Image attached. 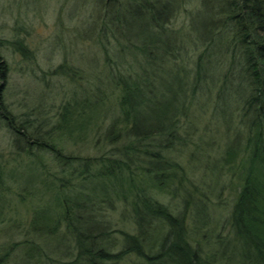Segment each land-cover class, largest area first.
Returning a JSON list of instances; mask_svg holds the SVG:
<instances>
[{
	"label": "trees",
	"instance_id": "obj_1",
	"mask_svg": "<svg viewBox=\"0 0 264 264\" xmlns=\"http://www.w3.org/2000/svg\"><path fill=\"white\" fill-rule=\"evenodd\" d=\"M190 1H94L92 12L103 13L87 23L95 30L88 37L106 57L101 69L94 70L93 82H78L71 90V98L61 106L60 124L70 113L84 116L104 107L115 89L118 97L113 104L119 114L112 115L114 106L104 110L110 122L101 134L111 140L110 149L75 159L76 166L62 159V165L70 167L64 172L69 179L59 184L66 191L61 190L56 203L74 251L73 260L65 264H135L134 258L144 264H264V0H192L194 9L187 11L181 26L170 27L175 12ZM131 27L139 31L133 35ZM99 60L95 54V68ZM7 69L0 54V82ZM193 109L210 111L212 130L223 126L224 153L236 156L242 171L241 189L220 224L211 218L208 184L195 182L169 156L176 147L186 149L187 141L194 142L189 134ZM6 113L0 109L2 119ZM14 131L15 140L27 146L34 142L37 151L63 156L50 141L29 134L25 125ZM195 149L201 151L200 146ZM73 177H96L114 187L127 182L129 192L121 193L127 215L119 218L118 229L102 219L106 189L94 185L84 192V183L78 184L73 196L66 189ZM148 180L158 195L161 190L174 198L183 195L180 210L152 195ZM36 216L31 222L34 231L28 234L46 226ZM216 223L219 230L210 235ZM43 228L46 235L50 229ZM116 230L118 239L112 235ZM209 239L213 246L206 242ZM34 242L26 238L23 244L35 246ZM9 254H0V264H8ZM44 255L45 264H50L48 253Z\"/></svg>",
	"mask_w": 264,
	"mask_h": 264
},
{
	"label": "rangeland",
	"instance_id": "obj_2",
	"mask_svg": "<svg viewBox=\"0 0 264 264\" xmlns=\"http://www.w3.org/2000/svg\"><path fill=\"white\" fill-rule=\"evenodd\" d=\"M94 1L0 0V54L4 56L8 66L6 77L0 82L4 83L5 87L2 102L8 116L3 119L0 117V254L10 253L8 264H20L23 260L31 264H45L43 257L47 253L51 258H47L50 264H65L73 260L74 251L69 246L71 239L67 237L60 216L61 208L56 203V197L60 196L61 190L66 191L60 190L59 184L65 178L69 179L68 173L64 172L70 167L62 165V159L73 161V166H76L79 164L76 160L99 156L113 146L111 140L101 133L110 122V118L103 114L108 107H115L113 103L118 97L116 89L111 93L110 101L103 103H106L105 109L101 103L99 109L90 111L91 114L79 116L70 113L72 115L67 117L68 120L60 124L63 112L61 106L66 98H71V90L78 82L82 85L93 82L94 70L101 69L103 58L106 57L98 48L97 42L88 37L93 35L95 30L89 29L87 23L103 13L92 12L96 4ZM190 2L175 12L168 24L170 27L174 29L181 26L187 11L194 9L195 1ZM130 31L134 35L139 29L131 27ZM95 54L101 59L98 68H95L92 61ZM181 61L185 63L184 59ZM191 112L195 120L191 122L189 134H192L194 142L187 141L186 149L176 147L169 156L178 162L179 167L185 169L195 182L200 184L205 181L208 184L211 190V218L214 223L216 221L220 224L230 212L236 194L241 189L242 171L238 168L237 157L229 158V154L224 153V138L227 135L223 134V126L219 127L217 132L210 128H215V123L211 120L208 110L200 112L193 109ZM113 114H119L116 107ZM19 125H25V130L37 140L50 141L64 157L57 158L50 150L37 151L34 142L28 143L27 146L24 141L15 140L14 130ZM65 127H68V130ZM205 127L206 134L203 132ZM200 137L202 139L198 143ZM199 146L201 151L195 149ZM191 150L194 154L189 156ZM202 153H205L204 157ZM213 166L215 167L212 168ZM183 169L182 171H185ZM73 178V184L66 188L71 191L68 194L73 196L77 193L78 184L84 183V192L94 185H102V190L106 189L107 198L102 206V214L105 215L102 219L108 220L114 225L112 227L118 229L121 226L119 218L123 214L127 215L123 213L127 210L121 202L122 190L126 191V195L129 192L127 182L121 186L117 183L114 187L111 182L97 180L96 177L87 180ZM146 187L151 190L152 195L159 191L155 186H150L149 180ZM182 197L183 195H177L174 198L168 190H161L158 195L159 200L179 210ZM35 215L41 218L46 226L41 224L38 230L28 234V231H34L31 222ZM217 223L210 235L218 232ZM54 225L56 226L53 227ZM43 227H48L53 231L52 234L48 231L45 235ZM128 228L129 225L124 230ZM112 235L113 238H120L117 230ZM26 238L30 239V242L35 241V246L24 245ZM206 242L210 246L214 245L210 239ZM134 262L144 264L142 259L140 262L134 258Z\"/></svg>",
	"mask_w": 264,
	"mask_h": 264
}]
</instances>
